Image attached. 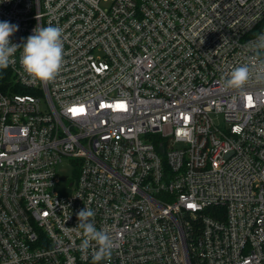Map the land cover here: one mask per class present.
<instances>
[{
    "label": "built area",
    "instance_id": "obj_1",
    "mask_svg": "<svg viewBox=\"0 0 264 264\" xmlns=\"http://www.w3.org/2000/svg\"><path fill=\"white\" fill-rule=\"evenodd\" d=\"M0 21L64 42L52 82L20 50L0 69V264H264V83L223 88L264 0H0ZM85 207L110 260L80 247Z\"/></svg>",
    "mask_w": 264,
    "mask_h": 264
},
{
    "label": "clouds",
    "instance_id": "obj_2",
    "mask_svg": "<svg viewBox=\"0 0 264 264\" xmlns=\"http://www.w3.org/2000/svg\"><path fill=\"white\" fill-rule=\"evenodd\" d=\"M18 25L0 21V69H6L14 62L13 58L20 50L19 63L33 81L52 82L62 69L64 62L63 29L59 26H37L33 34L22 44H14L10 37L18 31ZM255 63L234 67L224 80L225 90H243L251 81L264 83V32L258 33L251 42ZM95 216L91 208L85 207L77 213V228L82 230L81 249L86 251L92 242L98 247L94 260H110L114 241L104 229L98 230L90 218Z\"/></svg>",
    "mask_w": 264,
    "mask_h": 264
},
{
    "label": "rangeland",
    "instance_id": "obj_3",
    "mask_svg": "<svg viewBox=\"0 0 264 264\" xmlns=\"http://www.w3.org/2000/svg\"><path fill=\"white\" fill-rule=\"evenodd\" d=\"M101 6L105 7L106 3H101ZM57 175L58 182L55 185V192L60 195L70 194L72 192L70 183L73 180V171L68 167L66 162L62 166H59Z\"/></svg>",
    "mask_w": 264,
    "mask_h": 264
}]
</instances>
